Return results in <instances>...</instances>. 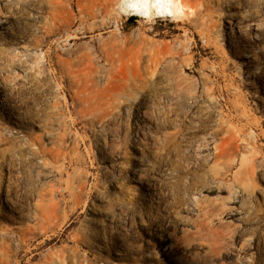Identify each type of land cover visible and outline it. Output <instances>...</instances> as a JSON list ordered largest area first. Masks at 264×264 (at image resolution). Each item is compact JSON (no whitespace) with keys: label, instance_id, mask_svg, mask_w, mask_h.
<instances>
[{"label":"rangeland","instance_id":"1","mask_svg":"<svg viewBox=\"0 0 264 264\" xmlns=\"http://www.w3.org/2000/svg\"><path fill=\"white\" fill-rule=\"evenodd\" d=\"M190 1L0 0V264H264V0Z\"/></svg>","mask_w":264,"mask_h":264},{"label":"bare ground","instance_id":"2","mask_svg":"<svg viewBox=\"0 0 264 264\" xmlns=\"http://www.w3.org/2000/svg\"><path fill=\"white\" fill-rule=\"evenodd\" d=\"M116 4L121 10L129 11L138 15L151 16L156 13H167L173 15V17H181L188 13L190 10H194V5H192L190 0H115ZM113 0H105V5L112 4ZM54 23V22H53ZM257 28V27H256ZM178 43V42H177ZM180 43V42H179ZM181 44V43H180ZM179 44V45H180ZM142 47V46H141ZM178 47V46H177ZM149 48V47H148ZM171 48V47H170ZM179 48V47H178ZM176 48V49H178ZM185 48V47H183ZM175 50V48H174ZM148 51V50H147ZM162 53V52H161ZM164 58V57H163ZM143 60V59H142ZM158 60V59H157ZM156 60V61H157ZM167 60V59H166ZM165 60V61H166ZM175 61V60H174ZM173 62V60L171 61ZM179 63V62H178ZM170 62L167 65L170 66ZM173 64V63H172ZM178 65V64H176ZM141 66V65H140ZM154 66V65H153ZM168 66V67H169ZM163 67V66H162ZM166 67V66H165ZM173 67V66H172ZM155 68V67H154ZM142 69V68H141ZM170 69V68H169ZM171 70V69H170ZM163 71V70H161ZM167 71H169L167 69ZM148 73V72H147ZM165 73V72H163ZM162 73V74H163ZM160 74V72H159ZM161 75V74H160ZM154 78V77H153ZM151 81V80H150ZM149 81V82H150ZM154 81V80H153ZM175 81V80H174ZM177 81V80H176ZM180 82V81H179ZM137 83V84H136ZM136 85L141 86L140 83L136 82ZM181 83V82H180ZM179 83V84H180ZM168 86V85H167ZM182 86V85H181ZM162 87V86H161ZM177 87V86H175ZM168 88V87H167ZM159 89V88H158ZM133 97V96H132ZM141 104V103H140ZM151 105V104H150ZM148 109V108H147ZM146 109V110H147ZM149 110V109H148ZM147 114V113H146ZM148 115V114H147ZM257 164V163H256ZM262 164V163H261ZM186 264V262L182 263Z\"/></svg>","mask_w":264,"mask_h":264}]
</instances>
